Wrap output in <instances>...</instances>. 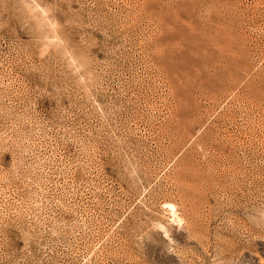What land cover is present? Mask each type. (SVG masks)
<instances>
[{
	"label": "rangeland",
	"instance_id": "rangeland-1",
	"mask_svg": "<svg viewBox=\"0 0 264 264\" xmlns=\"http://www.w3.org/2000/svg\"><path fill=\"white\" fill-rule=\"evenodd\" d=\"M0 264H264V0H0Z\"/></svg>",
	"mask_w": 264,
	"mask_h": 264
},
{
	"label": "bare ground",
	"instance_id": "bare-ground-1",
	"mask_svg": "<svg viewBox=\"0 0 264 264\" xmlns=\"http://www.w3.org/2000/svg\"><path fill=\"white\" fill-rule=\"evenodd\" d=\"M170 208H171L172 213H173L177 218H179L178 215H177V213H176V210H175L173 207H171V206H170ZM178 221H179V220H178Z\"/></svg>",
	"mask_w": 264,
	"mask_h": 264
}]
</instances>
